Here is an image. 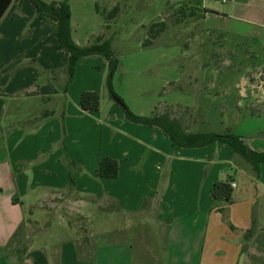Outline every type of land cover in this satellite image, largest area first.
Listing matches in <instances>:
<instances>
[{
    "label": "crops",
    "instance_id": "crops-1",
    "mask_svg": "<svg viewBox=\"0 0 264 264\" xmlns=\"http://www.w3.org/2000/svg\"><path fill=\"white\" fill-rule=\"evenodd\" d=\"M201 1L203 20L227 21L223 40L248 41L264 65V0H228L224 9ZM53 23L29 0H12L0 19V264H264V163L256 175L226 143L173 146L159 127L127 120L115 101L103 108L101 96L97 111L81 110V92L105 86L107 61V71L90 67L93 79L82 85L73 77L63 93L69 54L57 48ZM247 134L237 135L264 151V133ZM64 156L81 167L70 194ZM100 157L118 162L115 178L96 176ZM227 178L235 184L228 205L211 198L214 183ZM56 211L68 220L49 241L46 219Z\"/></svg>",
    "mask_w": 264,
    "mask_h": 264
},
{
    "label": "rangeland",
    "instance_id": "rangeland-1",
    "mask_svg": "<svg viewBox=\"0 0 264 264\" xmlns=\"http://www.w3.org/2000/svg\"><path fill=\"white\" fill-rule=\"evenodd\" d=\"M42 1L67 4L71 35L79 46L92 45L95 36L103 34L118 60L113 89L134 114L149 115L157 108V112H169L176 118L182 130L224 133L229 129L246 137L249 131L264 133V65L255 61L248 41L233 46L223 40L218 30L225 28L227 21L203 20L201 0ZM228 5L207 0V8ZM114 7L118 8L116 15L105 28L104 15ZM160 21L167 26L153 39L154 46L142 47L152 39L149 27ZM105 62L99 55L85 57L78 65L77 61L72 76L75 84L93 79L88 74L90 67L93 74L101 75ZM99 95L107 108L112 99L105 86ZM175 103L195 105L186 108ZM232 111L237 118L231 116ZM62 213L52 212L46 219L51 226L47 240L62 232L61 226L68 220ZM160 233L163 239L164 228ZM34 235L40 237L37 232ZM162 248V243L155 245L157 253Z\"/></svg>",
    "mask_w": 264,
    "mask_h": 264
},
{
    "label": "trees",
    "instance_id": "trees-1",
    "mask_svg": "<svg viewBox=\"0 0 264 264\" xmlns=\"http://www.w3.org/2000/svg\"><path fill=\"white\" fill-rule=\"evenodd\" d=\"M11 2L12 0H0V19ZM29 2L34 6L38 13L49 14L56 18V23L52 24V34L57 39V48L66 50L69 54L65 66L66 81L63 93L67 92L68 86L72 81L75 64L79 59L95 55L102 56L107 61L108 65L105 87L110 98L121 106L127 120L149 127H159L165 136L171 140L173 146H179L181 148L205 147L216 142L226 143L229 145L233 153L238 154L252 166L253 172L256 175L259 173V166L264 163V151L259 152L251 149L244 143L241 136L235 134L229 129L224 133H188L180 128L179 121L172 117L169 112H157V108L147 116H140L131 112L123 102L122 98L119 97L113 89V77L117 70L118 60L113 55L110 43L99 36L95 39L92 45L84 47L79 46L72 39L70 13L66 3L54 1L46 3L42 0H29ZM117 10L118 8L114 7L107 15H104L105 28H108L109 21L115 17ZM206 12L209 11L204 8L203 15ZM179 22L180 21L177 19L176 23ZM166 26L165 21H160L157 24L151 25L149 27V32L152 34V39L144 41L142 47L154 46L153 39L157 38L159 34L165 30ZM2 106L3 102L0 99V114ZM79 106L83 111H97L100 106L99 93L96 91H82L79 97ZM62 162L69 172L67 187L65 190L70 194L74 192L75 173L81 171V167L77 163L69 160L66 156L62 158ZM118 172L119 164L115 159L110 157H100L98 159L97 168L95 170L98 178H115L118 175ZM230 183V178H227L224 181L215 182L211 190L212 200L222 202L226 205L230 204L233 193V188ZM221 212L223 213V220L228 223L225 210H221ZM255 232L256 226L253 221L251 227L243 234L242 251L247 249V244L252 239ZM14 236H16V233Z\"/></svg>",
    "mask_w": 264,
    "mask_h": 264
},
{
    "label": "built area",
    "instance_id": "built-area-1",
    "mask_svg": "<svg viewBox=\"0 0 264 264\" xmlns=\"http://www.w3.org/2000/svg\"><path fill=\"white\" fill-rule=\"evenodd\" d=\"M218 1H220L221 3H224V2H226V1H228V0H218ZM230 185H231L232 188L235 186V184L232 183V182L230 183Z\"/></svg>",
    "mask_w": 264,
    "mask_h": 264
}]
</instances>
